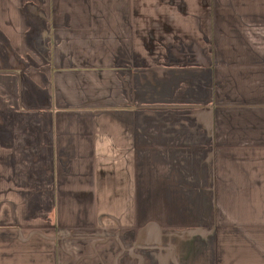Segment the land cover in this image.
Instances as JSON below:
<instances>
[{
	"label": "crops",
	"instance_id": "crops-1",
	"mask_svg": "<svg viewBox=\"0 0 264 264\" xmlns=\"http://www.w3.org/2000/svg\"><path fill=\"white\" fill-rule=\"evenodd\" d=\"M224 4L264 9L0 0V264H264V56Z\"/></svg>",
	"mask_w": 264,
	"mask_h": 264
},
{
	"label": "rangeland",
	"instance_id": "rangeland-1",
	"mask_svg": "<svg viewBox=\"0 0 264 264\" xmlns=\"http://www.w3.org/2000/svg\"><path fill=\"white\" fill-rule=\"evenodd\" d=\"M223 5V4H220ZM226 7L224 8L225 11H231L234 14L240 15L242 12L243 13H252L253 17L249 19L250 22L253 23L254 26L258 28V34L255 36H250V42L254 40L256 43V46H258V50L253 51L252 49L250 51H245L244 53L248 54H256L258 55V59L261 56H264V51L263 49L260 48L259 44H264V9L263 7H259L258 4H224ZM263 13V14H262ZM240 28V26H239ZM232 42L233 43H243L246 44L247 35H242V34H237V35H232Z\"/></svg>",
	"mask_w": 264,
	"mask_h": 264
}]
</instances>
